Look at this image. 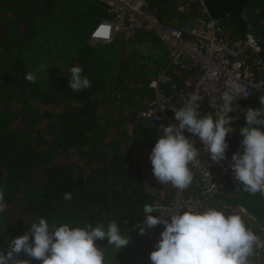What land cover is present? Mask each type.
<instances>
[{
    "label": "trees",
    "instance_id": "16d2710c",
    "mask_svg": "<svg viewBox=\"0 0 264 264\" xmlns=\"http://www.w3.org/2000/svg\"><path fill=\"white\" fill-rule=\"evenodd\" d=\"M180 1L146 0L151 12L164 22ZM65 3L0 0V189L6 204L0 214V247L8 238L23 235L38 217L49 224L67 222L81 227L85 221L95 226L118 220L121 234L130 242L118 250L106 240L97 241L105 253V264H151L150 244L139 233L142 209L154 199L170 198L172 192L152 190L146 179L160 127L145 119L134 122L133 132L129 127L153 96L148 84L165 55L150 34L96 47L87 44L96 24L109 15L99 6L91 9L93 18H78L74 13L67 18ZM205 3L227 39L247 34L245 10L255 9L264 18V0ZM68 22L74 32L67 34L71 55L54 83L26 80L31 72L26 53L42 36L56 34L47 31ZM261 58L264 62V51ZM77 65L91 87L73 92L68 88L69 69ZM196 74L183 71L171 76L180 84ZM258 105L259 100L254 107ZM65 193L72 198L66 200ZM208 207L239 214L248 227H257L218 198ZM260 233L264 235V231Z\"/></svg>",
    "mask_w": 264,
    "mask_h": 264
},
{
    "label": "clouds",
    "instance_id": "9594fccd",
    "mask_svg": "<svg viewBox=\"0 0 264 264\" xmlns=\"http://www.w3.org/2000/svg\"><path fill=\"white\" fill-rule=\"evenodd\" d=\"M108 33L109 29L105 27L97 34L107 37ZM40 70L47 71L44 65ZM69 72L68 88L73 92L91 87V81L82 74L81 66H73ZM25 79L35 83L37 77L30 72ZM238 96L224 91L222 105L215 116L200 113L196 101L202 97L195 94L181 107L171 109L178 124H161L159 138L149 155L152 174L160 184H171L184 190L193 181L192 167L199 166L200 151L194 146L195 141L184 134L185 131L199 138L211 161L218 163L226 158L229 147L226 137L230 132H237L228 113L236 110L237 105L233 108V103L236 104ZM259 103L260 107L248 108L244 112L246 124L239 129L243 137V153L234 152L230 164L234 179L251 194H264V127H252L264 126V97L259 98ZM64 198L70 200L71 193H65ZM5 208V192L0 189V214ZM149 209L157 212L154 206ZM163 216H145L147 227L163 225L160 239L149 254L151 264H264V259H253L264 252V239L248 227L239 214H226L216 207H189L168 214L169 219ZM140 234H144L143 228ZM100 240H106L118 250L130 242L121 234L118 220L95 226L85 221L81 227L67 222L49 224L46 218L38 217L23 235L7 242L9 250L0 252V264H30L29 260L15 258L21 253L40 264H105V253L96 244Z\"/></svg>",
    "mask_w": 264,
    "mask_h": 264
},
{
    "label": "built area",
    "instance_id": "2783aa9c",
    "mask_svg": "<svg viewBox=\"0 0 264 264\" xmlns=\"http://www.w3.org/2000/svg\"><path fill=\"white\" fill-rule=\"evenodd\" d=\"M92 2L103 7L109 17L94 27L88 40L90 45L95 47L110 44L118 36L129 39L137 35L151 34L165 48L162 66L148 84L153 91V98L137 114L139 118L159 127L161 124H178L171 109L181 107L193 94L202 97L196 101L200 113L215 116V112L222 105L221 94L231 91L234 95H239L236 104L233 103V108L237 105L236 110L228 113L232 117V126L236 129L239 121L245 118L244 112L248 108H255L256 101L264 97V62L260 55V45L249 33L243 38L227 39L221 24L209 12L205 0H181L175 4L177 12L190 18V23L185 26L160 21L151 12L146 0ZM105 27L109 29L108 36L98 35ZM183 71H196L197 74L184 78L177 84L171 74ZM184 134L195 141L194 146L200 151V164L192 167L193 181L186 189L179 190L171 184H160L152 174L150 160L148 163L150 170L146 179L150 188L172 192L166 200L154 199L143 206L139 233L143 228L142 236L149 242L151 251L160 239L163 225L147 227L144 223L146 215L164 214L163 218L169 219L168 214L173 212L189 207L207 208L219 196L235 198L240 194L238 181L234 179L230 168L232 154L237 152L236 131L227 135L226 142L229 147L226 158L218 163L211 161L197 136L187 131ZM149 206H154L157 212L150 211ZM249 227L264 239V235L260 233L264 230L252 225ZM8 243L0 247V252L6 253L9 250ZM15 258L28 260L21 254ZM253 259H264V252ZM29 261L30 264H35Z\"/></svg>",
    "mask_w": 264,
    "mask_h": 264
},
{
    "label": "rangeland",
    "instance_id": "374dc122",
    "mask_svg": "<svg viewBox=\"0 0 264 264\" xmlns=\"http://www.w3.org/2000/svg\"><path fill=\"white\" fill-rule=\"evenodd\" d=\"M65 6L67 8V11L65 12L67 18L71 16L72 13L77 14L78 18L82 16H84L82 18H93V12L91 11V9L99 7L98 4L95 2L93 3L92 0H73L71 2L65 3ZM89 13L92 14L89 15ZM66 17L65 20L67 19ZM70 26L71 23L68 22L65 25H59L58 28L60 29L53 28L47 31V33L53 32L56 34L61 32V35L47 34L46 37L42 36L38 42L39 44L32 48L31 51H28L26 53L27 55L25 57V62L28 66V69L34 75H36L38 80H41L44 84L51 85L54 83L55 78L58 76L59 72L71 55V37H67V34L72 35V33L74 32L71 31L72 28ZM88 39L89 37L87 38L86 43ZM121 39L123 38L121 36H118L112 42H119ZM159 44L163 47L161 43ZM159 44L157 46L159 49H161V46ZM41 65H44L47 71L40 70ZM150 93L153 94V91L150 90ZM138 120L139 118L137 115L134 117V119L131 120L132 125H130L131 128L129 127L130 132H133V124ZM10 240L11 239L8 238V241Z\"/></svg>",
    "mask_w": 264,
    "mask_h": 264
},
{
    "label": "water",
    "instance_id": "95a60500",
    "mask_svg": "<svg viewBox=\"0 0 264 264\" xmlns=\"http://www.w3.org/2000/svg\"><path fill=\"white\" fill-rule=\"evenodd\" d=\"M244 23L248 26V32L252 37L258 41L262 51H264V32L261 27V20L255 9H247L243 12ZM246 124L245 118H242L237 125V152L243 153L241 141L242 135L239 129ZM252 127H263L259 125H252ZM240 194L238 197L219 196L218 199L226 207L237 208L244 212L249 219H251L257 227L264 230V194L257 192L251 194L244 190L243 185L238 182Z\"/></svg>",
    "mask_w": 264,
    "mask_h": 264
},
{
    "label": "crops",
    "instance_id": "0c3cea01",
    "mask_svg": "<svg viewBox=\"0 0 264 264\" xmlns=\"http://www.w3.org/2000/svg\"><path fill=\"white\" fill-rule=\"evenodd\" d=\"M257 13H259L260 15H261V20H262V26H263V28H264V18L262 17V13L261 12H257ZM168 22L169 23H173V24H175V25H178V26H185V24H189L190 23V18H188L186 15H184L183 13H179V12H177L176 10H175V8H174V11L170 14V19L168 20ZM99 23V22H98ZM97 23V24H98ZM96 24V25H97ZM146 36H149V35H146ZM151 36V35H150ZM152 37V39L154 38L153 36H151ZM89 40V39H88ZM154 40V45L156 44V46L159 44L158 43V41L154 38L153 39ZM87 43H88V41H87ZM89 44V43H88ZM152 44V43H151ZM90 45V44H89ZM101 45H107V44H101ZM160 45V44H159ZM161 46V45H160ZM161 50H163V54L162 55H165L166 54V52H165V48H163L162 46H161ZM153 97V96H152ZM152 97H151V99H152ZM150 99V100H151ZM130 128H131V126H130ZM240 211V210H239ZM241 213H242V211H240ZM243 215H245L244 213H242ZM246 216V215H245ZM247 217V216H246ZM248 218V217H247Z\"/></svg>",
    "mask_w": 264,
    "mask_h": 264
},
{
    "label": "snow or ice",
    "instance_id": "6c2138e0",
    "mask_svg": "<svg viewBox=\"0 0 264 264\" xmlns=\"http://www.w3.org/2000/svg\"><path fill=\"white\" fill-rule=\"evenodd\" d=\"M103 31V30H102Z\"/></svg>",
    "mask_w": 264,
    "mask_h": 264
}]
</instances>
